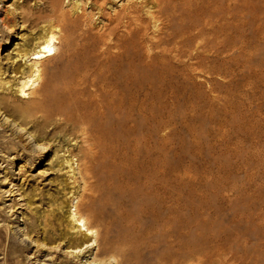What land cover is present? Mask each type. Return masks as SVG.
Returning <instances> with one entry per match:
<instances>
[{
  "label": "bare ground",
  "instance_id": "1",
  "mask_svg": "<svg viewBox=\"0 0 264 264\" xmlns=\"http://www.w3.org/2000/svg\"><path fill=\"white\" fill-rule=\"evenodd\" d=\"M86 1L89 14L52 3L38 50L21 52L33 67L19 92L41 82L24 102L31 125L40 136L78 142L62 161L71 169L75 159L73 184L80 186L68 229L75 222L94 235L99 264L103 256L118 258L115 264H264V152L223 178L190 182L175 175L168 133L161 134L173 103L184 100L175 91L192 84L182 78L189 44L199 49L230 37L233 24L264 22V0H121L108 18L100 0ZM93 11L106 24L96 27ZM45 59L51 69L40 68ZM88 243L74 239L70 247Z\"/></svg>",
  "mask_w": 264,
  "mask_h": 264
},
{
  "label": "rangeland",
  "instance_id": "2",
  "mask_svg": "<svg viewBox=\"0 0 264 264\" xmlns=\"http://www.w3.org/2000/svg\"><path fill=\"white\" fill-rule=\"evenodd\" d=\"M100 2L105 18L124 5L121 0ZM52 3L67 11L77 6L91 12L86 0H0V103L9 106H0V264H99L93 262L94 235L81 227L78 230L80 224L75 222H71L72 230L67 227L80 186L73 184L75 159L71 169L62 161L68 159L66 150L76 151L78 142L40 136L31 125L34 117L24 102L41 82L28 84L25 94L19 92L27 82L22 76L33 67V57H21V52L38 50L37 43L49 27ZM41 10V15L32 14ZM140 10L148 11L145 7ZM233 13L236 16L235 10ZM92 14L96 27L106 24L97 11ZM258 15L262 18L263 11ZM153 26L151 22L149 31ZM244 28L264 32V22L233 24L230 37L207 40L199 49L191 43L183 57L186 71L182 78L192 84L188 90L175 91L184 100L173 103L172 123L161 134L168 133L175 175L186 181L223 178L238 164L256 160L264 152V35L236 34ZM116 33L126 35L123 27ZM146 41L141 40L145 52ZM47 60L41 69L54 65ZM179 83L181 86L182 81ZM15 107L27 113L20 115ZM83 238L89 243L76 250L70 247L74 239ZM102 259L106 264L119 260Z\"/></svg>",
  "mask_w": 264,
  "mask_h": 264
}]
</instances>
